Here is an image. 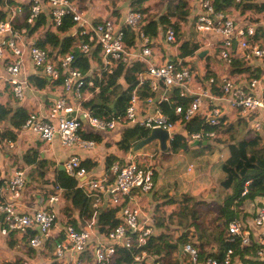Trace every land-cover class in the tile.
Here are the masks:
<instances>
[{
  "label": "built area",
  "instance_id": "1",
  "mask_svg": "<svg viewBox=\"0 0 264 264\" xmlns=\"http://www.w3.org/2000/svg\"><path fill=\"white\" fill-rule=\"evenodd\" d=\"M240 1L235 0L236 3ZM256 1L258 4L264 3V0ZM29 3V14L20 28H13L9 18L0 20V59L7 58L4 66L7 77L4 81L8 83L14 99L22 101L29 82L26 77L21 81L19 76L26 75V68L30 64L36 78L55 84L59 90L51 100L46 115L29 114L22 124L21 132L31 133L46 145L57 138L64 149L93 150L95 142L81 136L84 122L98 132L130 127L143 128L149 132L161 129L168 134L170 142L177 135V128L185 129V124L199 117L207 127L213 129L191 133L186 131L184 140L193 144L218 137L214 128L224 124L222 119L225 115L220 107L214 105L217 100H226L239 118L248 120L247 125L251 130L258 132L261 129L262 122L258 114L264 116V86L260 88L259 80L251 78L243 86L224 77L220 84L222 94L215 98L210 91L214 84L212 77L204 85L202 82L195 84L191 69L180 61L155 66L151 40L143 29L146 21L143 13L126 9L119 13V17H104L97 13V17L92 18L75 0H29ZM198 5L200 12L195 17L194 29L199 34L213 33L220 37L219 55L225 64L230 65L236 59H253L264 67V43L257 40L256 29L252 24L238 26L232 17L215 10L214 0H198ZM41 16L46 22L31 31ZM66 17L71 24L68 35L74 39L67 52H61L59 48L51 51L37 45L45 39L46 33L62 36L59 28ZM40 28L43 30L41 39L35 36ZM126 31L133 33L137 40L135 44L126 43ZM164 40L170 45L176 43V31L172 24L166 25ZM76 49L81 56H89L85 71L76 66L79 60L76 58ZM132 63L143 66V71L137 74L140 79L138 84L146 86L151 94L159 88L174 89L179 98L187 101V105L175 106L173 120L159 110L152 116L141 115L136 89L131 92L124 110L113 112L108 119L95 117L84 107L85 103L97 96L109 77H113L118 70L122 74ZM149 99L146 100L150 102ZM205 99L210 100L207 106L204 104ZM6 145L9 148L13 146L9 141ZM61 169L66 178L77 182V187L88 198L94 215L103 210L106 203L108 206L104 209L116 210L115 216L120 222L101 238L94 230V218L80 229L65 222L57 233L53 249V257L59 264H86L81 256L88 252L93 264H110L118 248L131 250L135 263L161 264L144 249L153 229L140 219L141 206L138 202L140 196L154 189V170L151 166H142L133 160L122 164L115 162L108 169L109 175L90 179L80 158L73 155L61 164ZM193 169L194 166L190 164L186 172ZM24 186L25 175L21 170L15 171L6 182L8 199L0 198V233L18 234L26 238L30 249L43 250L56 228L58 218L53 206L61 203L63 189L54 185L52 193L38 198V207L34 212L22 213L14 206V202L20 199ZM249 224L257 230L254 234L258 245L255 256L261 261L259 264H264V206L257 210ZM237 240L240 248L248 246L251 240V232L239 218L228 224L223 243L232 244ZM194 241L188 238L182 246L188 264H233L231 248L224 250L221 258L199 260Z\"/></svg>",
  "mask_w": 264,
  "mask_h": 264
},
{
  "label": "crops",
  "instance_id": "2",
  "mask_svg": "<svg viewBox=\"0 0 264 264\" xmlns=\"http://www.w3.org/2000/svg\"><path fill=\"white\" fill-rule=\"evenodd\" d=\"M11 1L13 2V4L10 7L3 6L1 10L2 12L6 13L5 19L9 18L12 21L16 20L19 24H21L25 17L24 12H22L24 11L22 10L23 7L20 6L28 4L30 7L29 0ZM254 1L258 4L256 0ZM112 4V1L109 0H85L84 4H81V6L86 10L88 17L92 18L97 17V13L98 15L104 17L110 15L118 16L119 13L125 12L126 9H131V1L126 7L125 2L123 4L122 2L115 4L114 8H112ZM143 7L147 9L145 5ZM188 8L189 15L185 18L184 21H179L175 18H168V25H174L175 23L179 25L176 31L177 33L175 44L170 45L165 42L164 34L166 25L158 24V20H154L156 22V34L154 38H150L151 47L153 50L154 65L160 66L165 62L180 61L191 69L195 84L202 82V85H204V83H206L210 78L207 75L211 77L213 76L214 78H216V83L215 86H211L210 91L212 96L215 98L220 97L222 94L220 84L221 79L224 77H229L233 79L237 84L243 86H245L251 78H255L260 81V88L263 87L264 67L257 60L253 59H236L230 65L225 64L221 60L219 55L220 37L216 36L213 33L199 34L194 29L195 17L200 12L198 0L188 1ZM225 13L228 16L232 17V19L238 26L252 24L256 29L257 40L264 43V12H241L240 10L228 8ZM143 14L146 16V21L144 23L145 25L147 23V14L146 12ZM38 31V34H35V36L37 35V38L41 39L43 37V30H41L40 28L38 29ZM135 39L136 38L133 36L132 42L134 44L137 42V40ZM184 43H187V49H190L193 45H197L198 48L197 50H194L192 55L181 57V46ZM202 52L205 53L202 57H200L199 54ZM6 61L7 58L0 59V104L7 105L12 110L23 109L27 111L28 114L37 113L40 116H45L46 111L51 104V100L59 89L56 88L55 84H49L48 82L42 88H38L35 85V81L33 79H36L34 70L32 66L28 64L26 68V75L19 76L21 81H24L26 77L27 81L29 82V86L24 91V99L22 101H17L15 99L13 100L10 87L8 83L4 81L7 77L4 70ZM134 64L135 63H132V66ZM137 74L138 73H136L135 75L137 76L136 79L138 82L140 79ZM116 84L120 86V90L122 92L127 88V84L124 81L123 76L117 80ZM216 87L220 89L221 94L219 96L213 95ZM142 88L143 85L140 86L138 84L135 89L137 91H141ZM175 95L178 96L177 90L159 88L156 92L152 93L151 97H149L150 102H148L146 100L147 98L145 97H139L140 114L150 116L156 114L159 110V105L161 103L171 104ZM209 103V99L204 100V104L206 106ZM214 105L220 107L223 111V115H225V118L223 119V125H225L226 123L227 126L232 125L234 127V122L239 121V118L236 112H234L229 107L227 101L217 100L214 102ZM258 116V119L264 125V116L260 113L258 114ZM6 127L9 128L10 126L7 125ZM220 127H222V125ZM125 129L126 128H116L111 131L98 132L94 131L84 122L81 136L85 139L93 140L95 142V147L93 150H82L77 148L64 149L60 146L57 138H55L50 145H46L31 133L21 131L17 132L16 139L12 142V148H9L6 145L7 141H3L0 143V198L3 200L8 199L5 184L13 176L15 171L21 170L25 175V186L20 199L14 202V206L18 211L22 213H32L38 207V198L40 196L45 197L46 195L52 193L53 187L54 185H56V175L58 172H62L61 164L65 162L69 157L75 155L80 158L82 166L85 167L88 172L87 177L90 179H96L104 175H109L108 168H106L109 159L112 160L111 164L115 162L122 164L126 161L133 160L139 165L151 166L153 170H155L154 189L150 193L138 198V202L141 206L140 219L147 225L152 226L154 217L158 216L166 218L171 213L172 209L175 206V203L180 202L183 196L187 195L196 198L198 195H202L199 194L202 193L200 192V190L194 189V184L190 187H185L182 185L176 190H174L173 188L162 190V178L164 177L163 172L165 170L163 168L168 165L175 166L181 158L187 155V159H189V162L184 169V174L186 176L193 175L200 162L201 167L198 170H201L204 173L206 172L205 174H210L213 167L217 164L218 173L216 175L219 177L221 175L220 165L229 156V143L220 144L216 142L219 137H222L221 135H223V133L226 131L225 129L215 130L214 128V131L218 133V137L214 140H206L199 143L194 142L193 144H188L184 140L186 130L182 127H179L176 129L177 135L175 136L180 137L184 142V145L180 146L174 152L168 150L169 142L166 143V151L162 152L157 141L149 144L150 147L148 148L143 147L142 149L137 151L133 150L132 148L128 152H123L117 148L116 143L120 140V137ZM90 135L95 136L97 139L94 140L86 137ZM146 149L149 150L146 151ZM29 150L32 152L36 151L39 154L40 158H42L46 162V165L44 166L45 176L41 179L37 177L35 166H26L23 163V154ZM151 150L154 151V154L150 153ZM163 155H171V158H166V160L164 161L162 160ZM156 158H160V163H158ZM262 158L264 162V157ZM190 164L194 166V169L191 172H186V168ZM212 188L214 187L212 186ZM166 191H168V199L165 195ZM203 195H208V193L205 192L203 193ZM62 196L63 198L61 203L53 206V209L57 213L58 221L56 224V228L53 230L52 239L47 242L48 244L50 242H53L52 250L50 251L51 255L48 256L47 254H42L45 248L43 250L30 249L27 246L25 237L23 238L22 236L14 233H10L8 235H2L0 233V264H59L58 261H56V259L53 257V249L55 244L54 242H56L57 240V233L60 227H62L65 222H69L76 228L80 229L81 227H85L86 223L89 221L85 218L80 217L79 212L71 208L68 199L64 195V191ZM172 197H177L178 199ZM171 199L174 202H172ZM106 205L108 206V204L104 203V206L102 208L104 209L105 207H107ZM92 216L96 224L97 213L95 215L92 214ZM170 228L175 229L176 227ZM94 230L97 233L98 237L101 238L102 236L98 233L96 225L94 226ZM156 232L159 233L162 231L158 230ZM179 234V231L173 232V242L175 241V237H177ZM189 235L190 231L188 237ZM162 258L163 259L160 258V261L156 258L155 259L161 262V264H163L164 259L169 258H171L172 261L174 260L172 264H188V257L183 254L181 246H178L175 249H170L169 256ZM81 259H83L86 264L94 263L93 258L89 252L85 255L83 254L81 256ZM169 263L170 261L168 260L165 264ZM238 264L241 263L238 262Z\"/></svg>",
  "mask_w": 264,
  "mask_h": 264
},
{
  "label": "trees",
  "instance_id": "3",
  "mask_svg": "<svg viewBox=\"0 0 264 264\" xmlns=\"http://www.w3.org/2000/svg\"><path fill=\"white\" fill-rule=\"evenodd\" d=\"M73 1V0H72ZM80 5L84 4L85 0H75ZM146 0H132L130 8L141 13H145L146 9L141 8V5ZM13 4L11 0H0V20H5L6 13L2 12L1 8L10 7ZM23 7L24 17L29 14V5H21ZM214 7L217 11L226 12L228 8L244 11H251L255 13L264 12V3L257 4L254 0H241L236 3L235 0H214ZM189 15L188 1L187 0H168V6L165 14L158 19V24L168 25V18H175L179 21H184ZM45 23L44 17L41 16L36 22L35 26L31 29L34 31L40 25ZM13 28H20L18 21H12ZM175 31L178 29V24L174 25ZM71 24L69 18H65L62 26L59 28V32L62 36H57L53 33H46L45 39L40 41L37 45L42 48H49L51 51L60 49L61 52H67L73 45L74 39L68 35ZM144 31L149 38H154L156 34V22L154 20H147L144 25ZM177 33V32H176ZM132 33L126 31V43L132 44ZM198 46L193 45L190 49H187V43L181 46V57L192 55L194 50H197ZM76 66L80 70L85 71L88 68V57L81 56L77 49ZM233 63V62H232ZM143 66L135 63L132 67L122 72L118 70L113 77H109L101 88L96 98L90 100L84 104V107L89 112L98 118L108 119L113 111L120 112L124 110V106L131 94V92L138 85L136 79V73H141ZM120 76L124 77V81L127 84V88L122 92L120 86L116 84ZM208 77H211L207 75ZM207 77V78H208ZM214 84L216 78H214ZM35 85L38 88H42L47 81L45 79L33 78ZM213 95L219 96L220 89L215 88ZM120 95V96H119ZM119 96V97H118ZM137 96L142 98H149L152 94L149 92L146 86H143L141 91H137ZM118 97L115 102L114 109H110L112 102ZM177 105H187L186 100H182L177 95L174 96L171 104L161 103L159 110L161 113L167 115L173 120V109ZM27 111L23 109L12 110L7 105L0 104V143L3 141L13 142L16 139L17 132L21 131L22 124L28 117ZM223 121V119H222ZM250 124V123H249ZM10 126L7 128L6 126ZM249 127V125H248ZM4 128V129H2ZM6 128V129H5ZM187 132H195L199 130H210L211 127L205 125L204 120L199 117H195L190 122L185 124ZM225 129V132H230L233 129L232 125H222V127L215 128V130ZM229 130V131H228ZM250 134L252 136H250ZM149 135V131L139 127L126 128L120 140L116 143L117 148L120 151L128 152L135 144L145 139ZM87 138L96 140L95 136H86ZM250 137V138H248ZM225 143V142H224ZM184 145V142L180 137L174 136L169 142L168 150L171 152L176 151L180 146ZM167 150V151H168ZM228 158L220 165L221 177L218 180V186L224 191H229L225 195L222 202L218 206L217 219L215 220V227L206 236V239L200 242L194 241V246L198 252L199 260L207 257L221 258L224 250L227 248L233 249L232 263L246 264L248 262H254L259 264L261 261L257 260L255 256L258 245L255 240L254 234L257 232L249 222L253 219L257 210L264 206V162L263 165H259L256 158L257 156L264 157V141L258 133L248 128L245 137L241 138L236 142H230L228 144ZM23 163L26 166H35L36 174L39 179L45 176L44 166L46 162L40 158L36 151H27L22 157ZM112 160L109 159L107 167L109 169ZM56 185L61 187L64 191L65 197L68 199L72 209L79 212L80 217L90 220L92 218L93 211L90 207V202L85 196L84 192L77 187V182L74 179L66 178L62 172H58L56 175ZM245 193L243 194V192ZM192 196H183L180 202H176L171 213L166 217H154L152 223L153 233L148 237L145 251L151 257H155L160 261V258L169 256L170 249H175L178 246H183L187 242L188 234L190 229L194 228L198 230L199 226L197 220L199 219L200 205L203 200H194ZM116 210L103 209L97 212L96 227L99 234H107L116 225L119 224L115 216ZM235 218H239L244 223L245 228L251 232V240L248 246L240 248L237 240L232 244H224L223 239L227 236V226ZM176 220V225L173 223ZM248 221V223H246ZM185 222V226L183 223ZM249 224V225H248ZM171 225L177 226L175 229H171ZM182 229V233L175 237L173 242V231L176 229ZM161 230L162 232H156ZM193 231V230H192ZM158 233V234H157ZM55 243V242H54ZM48 244V243H47ZM213 244V245H212ZM53 242L48 245V250H52ZM212 245V247H211ZM206 247L205 250L202 247ZM211 247V249H210ZM264 250V247H263ZM133 253L131 250L124 248H118L111 264H144L135 263L132 257Z\"/></svg>",
  "mask_w": 264,
  "mask_h": 264
},
{
  "label": "rangeland",
  "instance_id": "4",
  "mask_svg": "<svg viewBox=\"0 0 264 264\" xmlns=\"http://www.w3.org/2000/svg\"><path fill=\"white\" fill-rule=\"evenodd\" d=\"M112 1V8H114V5L117 3L122 2V4L125 2V7L129 5L130 1L132 0H109ZM191 1V0H187ZM129 2V3H128ZM146 6V14H147V20H158L162 15L165 14L166 8L168 6V0H146L142 5L141 8H145L143 6ZM118 14V13H117ZM119 17V14H118ZM177 20V19H176ZM47 48V47H46ZM49 50V48H47ZM248 83V82H247ZM12 99L14 100V97L12 96ZM239 118V117H238ZM248 120H243L239 118V121L234 122V127L231 130V132H222L223 135L222 137H219L217 139V143L220 144H227L230 142H236L240 140L241 138L245 137L248 131ZM258 135L263 138L264 141V125L262 124V128L257 132ZM250 136H252L250 134ZM250 138V137H248ZM225 142V143H224ZM146 148L150 147V145L145 146ZM149 149H146L148 151ZM151 154H154V151H150ZM177 157V156H176ZM175 157V158H176ZM171 158V155H163L162 160H166ZM174 158V159H175ZM187 155H185L183 158H181L175 166L168 165L166 166L164 170V177L162 178V190L164 189H171L173 188L176 190L180 186H192L194 184V189L195 190H200L199 194H202L207 192L208 195H198L194 200H203V203H201L199 209V219L196 221L199 228L198 230L195 231L194 228H189L190 229V235L188 238H192L198 242H200L203 239H206V236L212 231L215 227V220L217 219V214H218V206L222 202L223 198L225 197L226 194L229 193V191H224L218 186V180L221 177V175L218 177L216 174L218 173V166L217 164L213 167L212 171L210 174H205L203 171L198 170L201 167V163L199 162L198 167L196 168L195 172L193 175L186 176L184 174V169L187 163L189 162V159H187ZM158 163H160V158H156ZM258 164L263 165V158L261 156H257L256 158ZM155 166V165H154ZM157 168V167H156ZM155 172V170H154ZM156 180V178H155ZM212 186L214 188H212ZM209 191V192H208ZM167 192L165 195H168ZM164 195V196H165ZM175 198V197H172ZM170 199V198H169ZM175 199H178L177 197ZM172 201V199H171ZM174 202V201H172ZM160 213V212H159ZM176 225V220L173 222ZM175 225H171V227H177ZM183 226H185V222L183 223ZM193 230V231H192ZM179 231V233H182V229H176L173 232ZM48 245V244H47ZM213 245V244H212ZM211 245V247H212ZM210 247V249H211ZM206 247H202L203 250H205ZM47 253H46V252ZM48 250V246L45 247L44 252H42L43 255H51V252ZM170 261L169 264H172L174 260L172 261L171 258L169 259H164L163 264L167 263V261ZM186 260V259H185Z\"/></svg>",
  "mask_w": 264,
  "mask_h": 264
},
{
  "label": "water",
  "instance_id": "5",
  "mask_svg": "<svg viewBox=\"0 0 264 264\" xmlns=\"http://www.w3.org/2000/svg\"><path fill=\"white\" fill-rule=\"evenodd\" d=\"M204 53L205 52L200 53L199 56L202 57ZM118 97L112 102V104L110 105V109L112 110L114 109V105ZM154 141L158 142L160 150L164 152L167 149L166 143L168 142V134L161 129H153L149 132V135L145 139L135 144V146L133 147V150L135 151L140 150Z\"/></svg>",
  "mask_w": 264,
  "mask_h": 264
}]
</instances>
